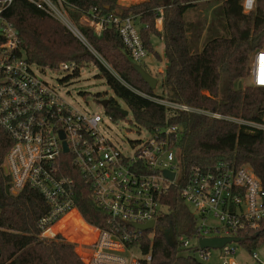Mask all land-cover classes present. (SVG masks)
I'll list each match as a JSON object with an SVG mask.
<instances>
[{
  "label": "built area",
  "instance_id": "built-area-1",
  "mask_svg": "<svg viewBox=\"0 0 264 264\" xmlns=\"http://www.w3.org/2000/svg\"><path fill=\"white\" fill-rule=\"evenodd\" d=\"M15 1L0 0V126L12 139L4 167L11 176L13 193L35 191L44 200L46 209L37 222L40 235L46 236L50 228L71 213H80L75 179L64 172L70 164L90 186L96 204L107 215L104 226L91 225L94 232L90 235L87 264H150L152 253L145 252L143 237L146 233L152 238L161 218L169 212L163 197L172 186L180 188L182 199L197 221L193 237L178 238L182 247L202 260L215 248H202L200 239L241 237L243 241H232L219 248L221 264H240L236 260L238 245L250 252L254 264H264L256 251L261 245L264 249V183L252 167L219 160L211 165L192 164L185 169L178 146L183 131L180 125L145 128L150 136L132 142L131 151L116 145L101 130V114L78 110L40 75L50 67L28 60L20 32L6 15ZM25 1L62 23L114 74L74 21L72 12L82 15L98 36L107 27L116 28L133 62L141 64L149 54L135 16H125L118 10L100 13L98 8L87 14L71 0ZM256 3L257 0H244V12L254 11ZM157 12V24L162 23L163 7ZM76 67L75 62L66 61L56 69L72 73ZM249 78L253 85L264 87V49L255 52ZM152 99L171 113L197 112L264 130V123L236 119L166 98ZM105 114L114 120L112 115ZM165 171L175 173L174 178L165 175ZM151 221L154 225L146 231L135 226ZM259 234L261 240L256 247L244 244Z\"/></svg>",
  "mask_w": 264,
  "mask_h": 264
},
{
  "label": "trees",
  "instance_id": "trees-1",
  "mask_svg": "<svg viewBox=\"0 0 264 264\" xmlns=\"http://www.w3.org/2000/svg\"><path fill=\"white\" fill-rule=\"evenodd\" d=\"M243 1L144 0L121 8L116 0H71L87 14L98 8L100 13L121 9L125 16L134 15L141 25L145 47L158 59L152 36H160L169 61L161 93L152 89L134 68L116 28L107 27L98 36L93 28L81 26L89 43L114 74L62 23L37 6L17 0L6 15L19 30L29 61L52 69L66 61H91L99 66L116 97L128 105L136 124L148 130L182 126L178 146L185 169L192 164L231 160L252 167L264 183L263 129L197 112L171 113L152 99L166 98L236 119L264 123V87L244 84L255 52L264 49V0H257L255 10L249 13L244 12ZM200 4L203 13L187 19L186 14ZM159 7H163L162 30L157 26ZM78 64L72 75L79 74ZM141 65L147 69L145 64ZM105 112L114 120L125 117L114 97H110ZM11 145L12 139L0 126V264H87L76 246L62 236H40L37 222L46 205L35 191L13 193L11 176L4 167ZM64 172L75 179L76 203L83 218L91 225L104 226L107 215L96 204L90 186L74 166L69 164ZM163 202L169 206V212L161 218L152 238L146 233L143 237L145 252L152 253L150 264H203L192 250L178 243L181 236L195 235L197 223L180 188L170 187ZM261 234L244 244L256 247Z\"/></svg>",
  "mask_w": 264,
  "mask_h": 264
},
{
  "label": "rangeland",
  "instance_id": "rangeland-1",
  "mask_svg": "<svg viewBox=\"0 0 264 264\" xmlns=\"http://www.w3.org/2000/svg\"><path fill=\"white\" fill-rule=\"evenodd\" d=\"M116 1L122 8L123 6L126 7L141 0ZM202 8L203 6H201L200 4V6L191 9L186 14L187 19H194L196 16H198L200 11L201 13H203ZM120 10L121 9H119L118 11ZM72 17L78 24V26L89 27L84 17H82V15H80L79 13L72 12ZM152 44L154 49L159 53L160 59H158V57L152 52L148 54V56L142 61L141 64H145L149 71L154 72L152 74L156 76L159 81L156 90L161 93L162 81L164 78L166 66L165 46L163 40L160 38V36L157 35L152 36ZM60 65L61 64H59V66H57L56 68L59 69ZM78 65L79 74L77 75H72L70 71L57 69L53 70L51 68L46 69V73L40 72V75L45 80L55 85L59 89L61 96L78 110L82 112H95L101 114L103 117V122L101 124L102 132L107 134L116 145H118L125 151L132 150V142L136 143L138 140L148 138L150 136V133L144 127H141L140 125L135 123L132 111L122 99L116 97L112 88L108 85L106 78L102 76V72L99 66L91 61H84L83 64L80 63ZM249 83H251L250 78L249 76H247L244 79V84ZM110 97H114L117 100L118 108L128 111V114L125 115L124 118L111 120L105 114L104 106L100 103V101L107 98L110 99ZM64 220L63 222L60 221L55 226L50 228V230L46 232V236H44V238L52 239L53 237L59 235L62 236L67 242L74 244V241L72 242V240H68L64 236L66 234H71L79 238L82 234H80V230L77 228L71 229L72 232L69 233V230H66L67 225ZM61 223L62 227H60ZM79 242H82L79 246H77L76 244L74 245L76 246V250L79 255L82 256V259H85L84 261L86 262L91 252L89 243L90 240H88V242L86 240ZM238 248L239 249L236 252V260L240 264H254V260L252 259L250 252L245 247H242L240 245H238ZM256 251L259 253L260 257L264 259L263 245L258 247ZM221 252L222 251L219 248L210 249L208 252V258L202 259L203 264H221L219 258Z\"/></svg>",
  "mask_w": 264,
  "mask_h": 264
},
{
  "label": "water",
  "instance_id": "water-1",
  "mask_svg": "<svg viewBox=\"0 0 264 264\" xmlns=\"http://www.w3.org/2000/svg\"><path fill=\"white\" fill-rule=\"evenodd\" d=\"M133 66L134 68L140 73V75L142 76V78L150 85V87L152 89H156L157 85H158V78L155 77L153 74H151L147 69H145V67H143L141 64L139 63H135L133 62ZM242 86V83H240V87ZM100 103L104 106L107 107L109 104V99H103L100 101ZM118 110L123 114V115H127L128 111L118 108ZM62 136H64V134L62 133ZM64 147H65V151H68V147L67 144L64 143ZM165 175L169 176L171 179L174 178L175 173L173 172H169V171H165ZM154 225V221H151L147 224L144 225H139V224H135V226L139 229L142 230H149L153 227ZM254 238V237H253ZM244 239L241 237H223V238H218V237H214V238H202L200 239V246L202 248H221L223 247L226 243L232 242V241H243Z\"/></svg>",
  "mask_w": 264,
  "mask_h": 264
},
{
  "label": "crops",
  "instance_id": "crops-1",
  "mask_svg": "<svg viewBox=\"0 0 264 264\" xmlns=\"http://www.w3.org/2000/svg\"><path fill=\"white\" fill-rule=\"evenodd\" d=\"M142 1H144V0H141V1H139V2H142ZM139 2H136V3H139ZM136 3H132V4H136ZM159 24V27L160 28H162L163 27V21H162V23H158ZM158 24H157V26H158ZM158 27V28H159ZM140 28H141V25H140ZM159 28V29H160ZM161 30V29H160ZM165 64H166V66H165V69H166V67H167V65H168V59L166 58L165 59ZM146 68H147V66H146ZM147 70L149 71V69L147 68ZM151 74L152 73H154V72H152V71H149ZM162 73H163V70H162ZM156 77V76H155ZM159 84V83H158ZM67 217V218H66ZM63 220H64V222L66 223V225L68 226H66V230H69V233H71L72 231H71V229H74V228H77V229H79L80 230V234H82L81 235V237H79V238H77L76 236H74V235H71V234H66L64 237L66 238V239H68V240H72V242L74 243V244H76L77 246L78 245H80V243H82V242H79V241H84V240H86L87 242H88V240H90V235L94 232L93 231V229H92V227H91V224H89L84 218H83V216H82V214H81V212L79 213V212H77V211H75V212H73V213H71L70 215H68V216H66ZM63 220H61V222H63ZM60 227H62V223H61V225H60ZM61 229H63V228H61ZM71 235V236H70Z\"/></svg>",
  "mask_w": 264,
  "mask_h": 264
}]
</instances>
